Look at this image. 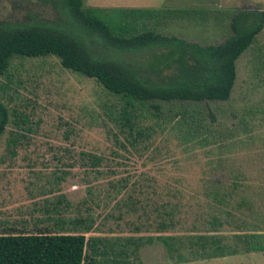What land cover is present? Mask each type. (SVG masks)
<instances>
[{"label":"rangeland","instance_id":"1","mask_svg":"<svg viewBox=\"0 0 264 264\" xmlns=\"http://www.w3.org/2000/svg\"><path fill=\"white\" fill-rule=\"evenodd\" d=\"M230 4L238 10H264V0H82L83 7L108 12L152 11L148 28L185 41L195 39L199 45L222 39L221 21L230 15ZM173 9L182 16L176 18ZM2 22L68 28L69 19L55 2L0 0ZM136 24L139 28V21ZM216 28L219 35L209 41L207 36ZM95 49L104 52L100 44ZM235 66L227 101L163 103L157 119L146 105L139 128L148 138H139L131 147L119 133L115 116H108L107 105L117 100L94 80L63 69L53 56L14 57L7 73L0 75V102L8 113L0 134V233L47 217L43 210L59 198L71 207L67 212L58 207V218L91 215L93 232L85 237L137 238L142 176L148 178L143 184L149 182L164 200L178 203L182 225L173 234H185L196 215L208 212L207 189H218L233 178L229 169L242 172L246 187L239 197L255 206L250 213L243 208L241 212L253 219L264 215V28ZM93 156L100 161L91 169L88 159ZM167 192L171 195L163 194ZM49 218L57 217L50 212ZM48 226L53 231L61 228L53 221ZM246 254L182 264H264V253L243 258ZM139 258L143 264H173L157 241L140 252L138 247L137 264Z\"/></svg>","mask_w":264,"mask_h":264},{"label":"trees","instance_id":"2","mask_svg":"<svg viewBox=\"0 0 264 264\" xmlns=\"http://www.w3.org/2000/svg\"><path fill=\"white\" fill-rule=\"evenodd\" d=\"M42 2H55L63 8L68 28L46 22L0 23V75L7 73L14 57L57 58L63 69L94 80L117 100L118 104L107 105L108 116H115L119 133L131 147L139 138H148L146 130L139 128L146 105L155 112L150 116L157 119L163 103L227 101L235 82L236 61L264 27V10H238L231 17L228 38L215 45H199L148 28L152 11L108 12L83 7L82 0ZM95 44L104 52H97ZM209 117L213 121L211 114ZM7 121V110L0 102V134ZM99 161L94 156L88 159L89 168H96ZM232 171L227 170L233 174L229 183L207 189L206 197L211 198L206 203L208 212L194 217L187 234H173L182 225L178 203L164 200L149 182L143 184L148 178L140 176L139 237H85L94 228L90 214L70 217L61 222L68 227L59 231L42 228L27 233L5 228L6 232L0 233V264H137V248L140 252L154 241L162 245L173 264L261 251L264 215L253 219L241 212L243 208L250 213L255 206L248 198L239 197L246 187L245 177L241 171ZM58 207L67 212L71 204L56 199L49 213L57 218L62 215ZM58 221H53L55 226ZM139 264H143L140 258Z\"/></svg>","mask_w":264,"mask_h":264},{"label":"crops","instance_id":"3","mask_svg":"<svg viewBox=\"0 0 264 264\" xmlns=\"http://www.w3.org/2000/svg\"><path fill=\"white\" fill-rule=\"evenodd\" d=\"M227 5H229V4H227ZM230 6H233L234 7V5H232V4H230ZM233 7H231L230 9H229V12H230V15L228 16V17H226L225 16V18H224V16L222 17L223 18V20L221 21V25L222 26H224V29L223 30H225V34H224V36L222 37V39L221 40H217V42H216V44H218V43H220V42H222L223 40H225L226 38H228L230 35V21H231V17H232V15L235 13V11H238V9H240V7L238 6H235L234 8ZM173 12H175V16H176V18H178V17H181L182 15H180V16H178V12L179 11H175V9H173L172 10ZM183 16H185V15H183ZM165 19H167V18H165ZM264 28V27H263ZM263 30V29H262ZM261 30V31H262ZM208 33V32H207ZM219 31H218V28H216L215 30H213V31H210V33H209V36H207V37H210V38H208L209 39V41L211 40V37H217L219 34ZM207 35V34H206ZM178 38V37H177ZM179 39H182L181 38V36L179 37ZM187 42H189V43H197L196 41L197 40H195V39H190V40H186ZM208 41V42H209ZM207 42V43H208ZM206 43V42H205ZM208 45V44H207ZM51 209V208H50ZM50 209H47V208H45L44 210H43V213L44 214H46L47 215V217H45V218H42V219H38V220H34V222L33 223H31L30 222V227H27V223L24 221L23 222V224H22V227L20 228V229H18V230H16V231H18V232H20V231H22V232H35V230L36 229H42V228H49V229H51V228H53V227H49L48 226V222H51V221H54L55 219H53V218H49V211H50ZM61 218V217H60ZM60 218H56V220L58 219L59 221V223L57 222V224L58 225H60L61 226V228H63L64 227V225H62L61 224V222H63L64 220H62V219H60ZM70 218V217H69ZM68 218V219H69ZM68 220H65L64 222H67ZM41 225H44L43 227H41ZM59 226V227H60ZM255 253H264V249L263 250H261V251H252V252H249L248 254H246V255H243V258H245V257H248V258H254L255 256H254V254Z\"/></svg>","mask_w":264,"mask_h":264}]
</instances>
